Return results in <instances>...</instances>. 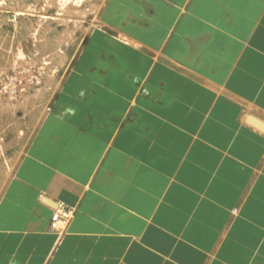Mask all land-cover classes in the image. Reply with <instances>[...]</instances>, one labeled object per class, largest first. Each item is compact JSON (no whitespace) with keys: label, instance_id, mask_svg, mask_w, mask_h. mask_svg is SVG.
I'll return each mask as SVG.
<instances>
[{"label":"crops","instance_id":"0c3cea01","mask_svg":"<svg viewBox=\"0 0 264 264\" xmlns=\"http://www.w3.org/2000/svg\"><path fill=\"white\" fill-rule=\"evenodd\" d=\"M48 101L0 264H264V0H102Z\"/></svg>","mask_w":264,"mask_h":264},{"label":"rangeland","instance_id":"374dc122","mask_svg":"<svg viewBox=\"0 0 264 264\" xmlns=\"http://www.w3.org/2000/svg\"><path fill=\"white\" fill-rule=\"evenodd\" d=\"M102 0H0V193Z\"/></svg>","mask_w":264,"mask_h":264},{"label":"water","instance_id":"95a60500","mask_svg":"<svg viewBox=\"0 0 264 264\" xmlns=\"http://www.w3.org/2000/svg\"><path fill=\"white\" fill-rule=\"evenodd\" d=\"M253 123H254L256 126L262 128V129H264V123H263V122H261V121H256V122H253Z\"/></svg>","mask_w":264,"mask_h":264},{"label":"built area","instance_id":"2783aa9c","mask_svg":"<svg viewBox=\"0 0 264 264\" xmlns=\"http://www.w3.org/2000/svg\"><path fill=\"white\" fill-rule=\"evenodd\" d=\"M53 221H54L55 223H57L58 221H60V219H59V214H55V215L53 216Z\"/></svg>","mask_w":264,"mask_h":264}]
</instances>
